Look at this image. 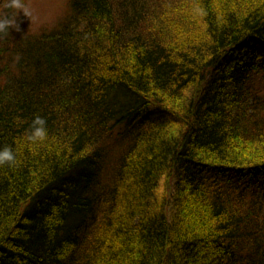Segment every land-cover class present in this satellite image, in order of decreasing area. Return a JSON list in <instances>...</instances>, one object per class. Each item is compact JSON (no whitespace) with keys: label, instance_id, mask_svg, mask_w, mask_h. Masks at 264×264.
Returning a JSON list of instances; mask_svg holds the SVG:
<instances>
[{"label":"trees","instance_id":"1","mask_svg":"<svg viewBox=\"0 0 264 264\" xmlns=\"http://www.w3.org/2000/svg\"><path fill=\"white\" fill-rule=\"evenodd\" d=\"M65 6L0 0V264H264V0Z\"/></svg>","mask_w":264,"mask_h":264},{"label":"clouds","instance_id":"2","mask_svg":"<svg viewBox=\"0 0 264 264\" xmlns=\"http://www.w3.org/2000/svg\"><path fill=\"white\" fill-rule=\"evenodd\" d=\"M4 7L14 10L16 14H22L24 17L31 16V11L25 5L24 0H4ZM193 15L194 17H203L206 12L199 6H194ZM9 30L19 31V24L15 15L12 17L0 16V34H6ZM48 135L46 119L40 115H35L26 132V141L32 144H42L47 141ZM19 163L18 149H14L9 145L0 147V168L5 166L14 168Z\"/></svg>","mask_w":264,"mask_h":264},{"label":"rangeland","instance_id":"3","mask_svg":"<svg viewBox=\"0 0 264 264\" xmlns=\"http://www.w3.org/2000/svg\"><path fill=\"white\" fill-rule=\"evenodd\" d=\"M24 3L31 11L28 17L31 32L54 25L66 8V0H24Z\"/></svg>","mask_w":264,"mask_h":264}]
</instances>
